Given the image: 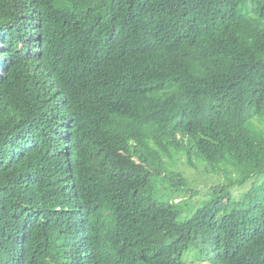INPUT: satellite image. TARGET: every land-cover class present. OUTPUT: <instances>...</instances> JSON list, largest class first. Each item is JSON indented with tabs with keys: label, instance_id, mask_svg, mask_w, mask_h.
Here are the masks:
<instances>
[{
	"label": "trees",
	"instance_id": "16d2710c",
	"mask_svg": "<svg viewBox=\"0 0 264 264\" xmlns=\"http://www.w3.org/2000/svg\"><path fill=\"white\" fill-rule=\"evenodd\" d=\"M195 263L264 264V0H0V264Z\"/></svg>",
	"mask_w": 264,
	"mask_h": 264
},
{
	"label": "rangeland",
	"instance_id": "374dc122",
	"mask_svg": "<svg viewBox=\"0 0 264 264\" xmlns=\"http://www.w3.org/2000/svg\"><path fill=\"white\" fill-rule=\"evenodd\" d=\"M174 163L177 164L178 161L174 160ZM172 166L177 167V168L172 167V168H169V170H171L173 173H180L181 176L179 179L183 180V182L186 185H190V188L195 189L197 193V195H195L194 197H191V199L190 198L187 199V197H184V196L177 197L176 198L177 202L186 200L187 203L193 202V204L197 203V205H201L204 202V200H206L208 197V188L211 185H216L219 182H222V179L224 180L223 176H218V177L217 176H214V177L202 176L206 174H203L201 168L199 167L195 168V167L186 165L184 159H181L178 165H172ZM200 172L202 174H200ZM166 173H167L166 170L164 168L163 169L161 168L159 174L161 176H165ZM252 181L253 179L250 181L248 180L244 185L238 186L236 188L237 190L233 193L234 196H237V198H239L243 194V192L248 191V189L251 187L250 185ZM163 185H166V184L158 182V188H159L160 193L165 192ZM187 255L189 256L186 257ZM183 260L186 263L191 260L194 262L196 260L195 254L188 252L184 254Z\"/></svg>",
	"mask_w": 264,
	"mask_h": 264
}]
</instances>
